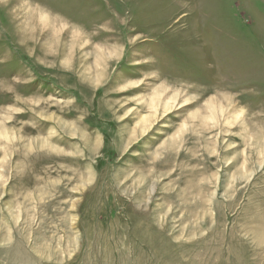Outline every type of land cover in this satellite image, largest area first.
<instances>
[{
	"label": "rangeland",
	"instance_id": "374dc122",
	"mask_svg": "<svg viewBox=\"0 0 264 264\" xmlns=\"http://www.w3.org/2000/svg\"><path fill=\"white\" fill-rule=\"evenodd\" d=\"M0 264H264V0H0Z\"/></svg>",
	"mask_w": 264,
	"mask_h": 264
},
{
	"label": "bare ground",
	"instance_id": "6f19581e",
	"mask_svg": "<svg viewBox=\"0 0 264 264\" xmlns=\"http://www.w3.org/2000/svg\"><path fill=\"white\" fill-rule=\"evenodd\" d=\"M46 16H49L46 12L43 14H39L38 15V19H39V21L41 20V21H45V17ZM47 18V17H46ZM50 18V17H49ZM41 21H40V23H41ZM48 21H49V19H48ZM51 25V24H50ZM61 25H64V23H61ZM43 28H45V27H43ZM78 35V34H77ZM77 44H79V42H78V39H76L75 41H74V45L73 46H79V45H77ZM98 52L101 54V55H99V54H97L98 56H102V55H105V56H107L108 57V59H111L110 57H112V53L113 52H110L109 50H106L105 52L103 51V50H98ZM114 55V54H113ZM104 61H105V59H104ZM167 89V88H166ZM224 95V94H223ZM222 95V96H223Z\"/></svg>",
	"mask_w": 264,
	"mask_h": 264
}]
</instances>
